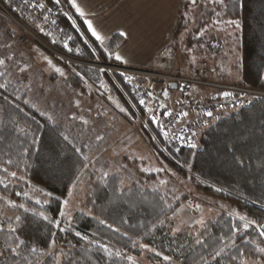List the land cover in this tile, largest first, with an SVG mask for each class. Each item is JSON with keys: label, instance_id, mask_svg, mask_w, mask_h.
I'll return each instance as SVG.
<instances>
[{"label": "trees", "instance_id": "trees-1", "mask_svg": "<svg viewBox=\"0 0 264 264\" xmlns=\"http://www.w3.org/2000/svg\"><path fill=\"white\" fill-rule=\"evenodd\" d=\"M38 2L0 0L53 51L81 63L116 64L110 55L121 42L119 36L100 45L88 38L66 0H61L66 13L54 0ZM41 5L46 8L39 11L36 6ZM193 14L190 1L183 0L169 43L174 61L187 60L190 68L194 60L205 62L211 81L220 84L226 83L233 69L236 79L231 84L264 91V0H219L201 6L198 16ZM215 20L234 21L235 31L219 41L210 26ZM5 51L0 57L4 60L0 64V264H142L141 257L151 264H241L245 257L258 256L253 246L258 233L240 228L228 216L172 232L168 217L177 203L171 191L151 184L125 187L117 172L90 177L81 209L62 226L61 199L89 160L92 152L86 138L92 135L83 126L66 125L64 118L39 108L40 102L31 97V84L14 72L8 56L12 51ZM231 59L234 63L228 68ZM70 66L68 86L78 89L83 81L95 84L103 77L125 93L132 116L140 99L148 98L143 88L119 74ZM146 125L143 131L154 151L173 170L205 195L236 206L259 228L264 224V97L211 122L200 131L196 148L177 145L170 134H163L160 120H147ZM32 189L43 192L46 199L30 197ZM19 240L25 244L18 254L11 252ZM31 247L39 251L32 253Z\"/></svg>", "mask_w": 264, "mask_h": 264}, {"label": "rangeland", "instance_id": "rangeland-1", "mask_svg": "<svg viewBox=\"0 0 264 264\" xmlns=\"http://www.w3.org/2000/svg\"><path fill=\"white\" fill-rule=\"evenodd\" d=\"M43 1L39 0L38 3H43ZM189 1L195 16L199 13L201 6L207 3L212 5L219 0H195V3H193V0ZM36 7L39 11L46 8ZM211 24L215 38L219 41H223L226 36L233 34L236 27V23L225 20H215ZM15 35L8 21L0 16V57L2 54L7 53L4 50L12 51L8 56L10 61L13 62L14 72L18 74L22 81H28L31 84V97L40 102L39 108L49 110L57 117L64 118L66 125L78 124L83 126L82 129L87 130L92 135L86 138V140L90 141L89 147L92 152L89 160L70 191L61 199V211L65 213L63 216L60 215L62 226L67 225L71 216L81 209L84 198L89 192L90 177L117 172L123 177V186L125 187L133 183L151 184L160 190L171 191L172 199L177 204L169 214L168 223L174 233L199 228L221 216H228L240 228H253L259 235V241L253 243L258 256L245 257L241 264H264V252L259 251V249L264 248V236L260 235L261 231H264V224L259 228L254 221H250L241 214L236 206L213 199V197L211 198L196 189L188 181V178L179 175L170 165L158 157L153 149L154 146H152L151 140L143 131L147 126V120L154 122L148 112L150 107L148 90L163 93L169 102L176 100L174 92L176 88H170V84L167 85L161 80L146 75L162 72L160 64L161 54L147 68L126 67L112 60L116 64L111 66L144 73L142 76L124 70L122 72L103 71L109 76L116 73L124 78L126 76L132 77L127 82L140 86L146 92L145 94L148 98L140 99L139 108L136 109L135 115L132 116L127 104L124 102L125 93L118 85L119 91L110 85L105 78L100 77V80L95 84L83 81L78 89L71 88L67 85L69 70H73L70 69V64L84 65L86 63L65 59L62 57L63 55L51 51L50 46L35 35L34 37L38 40L30 49L20 47L16 43ZM165 50L171 53V59L176 69L180 68L179 70L186 73L191 72L193 66L190 68L187 60L178 64L177 61H174L170 46ZM52 55L60 59L63 66L55 62ZM196 62L199 61H193L194 64ZM233 63L234 60L231 59L228 63V68H232ZM98 65V63L86 64V66L96 69H99ZM229 71V78L224 82L228 83V85H233L231 83L236 79V72L233 69H229ZM136 79L141 80L143 83L138 85ZM260 92L264 93V91ZM131 108L134 109L135 106L131 104ZM234 108L228 107L209 118L191 116L180 125L192 131L189 130L192 134L193 144L197 146L200 131L210 125L211 122L216 121L217 118L230 113ZM121 109H124V111H121ZM167 128L162 127V132L165 135L170 134L172 131V129ZM170 136L172 137L171 134ZM179 146L182 147L181 145ZM149 176L153 177L149 178ZM70 192L71 195H69ZM29 194L30 197L38 201L46 199L45 194L37 189H32ZM65 201H68V203L65 204ZM130 260L136 261L134 257H131ZM138 261L142 264H151L144 257L139 258Z\"/></svg>", "mask_w": 264, "mask_h": 264}, {"label": "built area", "instance_id": "built-area-1", "mask_svg": "<svg viewBox=\"0 0 264 264\" xmlns=\"http://www.w3.org/2000/svg\"><path fill=\"white\" fill-rule=\"evenodd\" d=\"M56 4L66 13L61 0ZM0 16L6 19L9 26L14 30L16 43L20 47L30 49L37 42L38 39L34 37V34L9 14L1 3ZM62 57L67 60L69 59L65 56ZM98 64L101 71L122 72L124 70L108 64ZM160 64L162 66V72L146 75L161 80L167 85H175L176 89L174 92L176 94V100L169 102L163 93L148 90L150 98L148 112L151 119L154 121L160 120L164 128L168 127L167 129H172L170 134L174 142L183 147L191 148L189 144H193L192 131L180 125L187 118L191 116L209 118L224 111L228 107L234 108L247 105L253 99L264 96V93L258 90L212 82L208 65L201 61L196 62L189 73L176 69L171 59V53L167 50L161 52ZM124 71L137 73V75L141 76L144 74L134 72L133 70ZM224 92H231L233 95L225 97L223 95ZM208 112H211L212 115L208 116Z\"/></svg>", "mask_w": 264, "mask_h": 264}, {"label": "crops", "instance_id": "crops-1", "mask_svg": "<svg viewBox=\"0 0 264 264\" xmlns=\"http://www.w3.org/2000/svg\"><path fill=\"white\" fill-rule=\"evenodd\" d=\"M183 0H76L84 16L76 11L71 0H66L77 15L85 34L104 45L113 36L121 42L111 53V59L131 68H147L163 50L169 47L177 13ZM85 21L104 37L103 44L92 36ZM126 32L121 36L120 32ZM119 53L122 61L114 54Z\"/></svg>", "mask_w": 264, "mask_h": 264}, {"label": "snow or ice", "instance_id": "snow-or-ice-1", "mask_svg": "<svg viewBox=\"0 0 264 264\" xmlns=\"http://www.w3.org/2000/svg\"><path fill=\"white\" fill-rule=\"evenodd\" d=\"M55 2H56V3H59L60 0H55ZM71 3H72V6L76 9V11L80 14V16H84V15H85V13L81 10V8L79 7V5L76 3V0H71ZM193 3H195V0H193ZM41 7H43V5H41ZM85 22L87 23V25H88V29H89V31L91 32L92 36L95 37V39H96L97 41H100L101 44H103L104 37H103V36H102V35H101V34H100V33L94 28L92 22H91V21H85ZM231 23H235V22L233 21V22H231ZM237 26H238V25H237ZM120 35H121V36H126L127 33L121 31V32H120ZM114 56H115V59H116L117 61H122V60H123V57H122L119 53H115ZM3 63H4V61H3V60H0V64H3ZM122 75H123V74H122ZM125 79H126V80H131L132 77H127V76H126ZM223 95H224L225 97H229V96H232L233 93H231V92H224ZM141 103H143V101H141ZM121 111H124V109H121ZM185 115H186V114H185ZM207 115H208V116H211L212 113H211V112H208ZM85 123H87V121H85ZM189 146H190V147H193V148L196 147V145H195V144H192V143H190ZM9 163H10V161H9ZM12 175L15 176L16 174H15V173H12ZM105 175H107V174H105ZM5 187H6V186H5ZM17 195H19V193H17ZM69 195H71V192L69 193ZM67 203H68V201H65V204H67ZM13 206L15 207V205H13ZM20 207H23V205H20ZM60 215L63 216V215H65V213H64L63 211H61ZM17 219H19V217H17ZM241 219H243V217H241ZM200 223H202V221H200ZM57 226H59V225L57 224ZM245 227H247V225H245ZM61 230L63 231V229H61ZM11 231L15 232L16 229L11 228ZM76 235H77V236H80V233L77 232ZM260 235H261V236H264V231H261ZM84 239H87V237H84ZM199 242H200V241H197V243H199ZM53 243H54V242H53ZM23 244H25V241H24V240H19V243L16 244V247H15V248H11V247H10V251L13 252V253H17V249L20 248V246L23 245ZM30 251H31L32 253H37L39 250H38L36 247H31ZM259 251L264 252V248L259 249ZM17 254H18V253H17ZM217 255H219V253H217ZM129 259H131V257H129ZM164 259H165V260H168V259H170V258L167 257V256H165Z\"/></svg>", "mask_w": 264, "mask_h": 264}, {"label": "water", "instance_id": "water-1", "mask_svg": "<svg viewBox=\"0 0 264 264\" xmlns=\"http://www.w3.org/2000/svg\"><path fill=\"white\" fill-rule=\"evenodd\" d=\"M169 87L174 89L175 88V85L170 84ZM263 229H264V227H263Z\"/></svg>", "mask_w": 264, "mask_h": 264}]
</instances>
